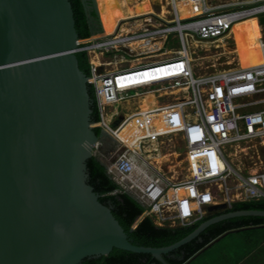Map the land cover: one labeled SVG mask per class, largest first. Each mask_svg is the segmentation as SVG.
<instances>
[{"label":"built area","instance_id":"obj_1","mask_svg":"<svg viewBox=\"0 0 264 264\" xmlns=\"http://www.w3.org/2000/svg\"><path fill=\"white\" fill-rule=\"evenodd\" d=\"M201 1L203 14L194 18L180 20L177 14L175 22L161 20L155 25L151 17L142 28L125 35L93 32L89 38L78 39L74 51L88 56L89 82L99 115L94 127L101 129V136L92 147L93 157L117 184L113 194L131 196L144 208L140 220L150 217L162 228L197 224L213 212L210 206L229 209L236 202L264 200V153L260 152L264 149V38L260 65L239 63L196 74L183 37L188 32L200 42L211 43L252 19L264 26L260 23L264 0ZM175 34L180 48L167 57V42ZM138 40L160 41L162 49L135 51L130 43ZM121 58L129 62L127 67L117 64ZM136 60L140 61L132 65ZM148 91L155 92L161 107L177 109L181 119L178 134L165 136L163 141L151 136L160 145L178 137L182 145L178 152H165L177 156L161 164L148 158L147 144L133 148L124 135L128 126L144 116L127 117L119 103ZM166 97L169 101L163 102ZM109 115H113L110 121ZM188 115L196 121H187ZM144 129L138 124V131ZM240 154L246 160L240 161ZM169 192L174 196L169 198Z\"/></svg>","mask_w":264,"mask_h":264},{"label":"water","instance_id":"obj_2","mask_svg":"<svg viewBox=\"0 0 264 264\" xmlns=\"http://www.w3.org/2000/svg\"><path fill=\"white\" fill-rule=\"evenodd\" d=\"M83 4L100 18L96 0ZM78 39L69 0H0V264H81L114 249L168 264L164 255L215 223L264 217L231 212L171 246L133 245L88 183L87 161L100 137L89 78L74 53Z\"/></svg>","mask_w":264,"mask_h":264},{"label":"trees","instance_id":"obj_3","mask_svg":"<svg viewBox=\"0 0 264 264\" xmlns=\"http://www.w3.org/2000/svg\"><path fill=\"white\" fill-rule=\"evenodd\" d=\"M72 6L75 28L79 39L89 38L94 29L89 22L88 13L85 10L83 0H69ZM188 1V0H187ZM180 5V15L186 13ZM94 15V13H92ZM78 65L84 75L90 78V66L88 56L85 52L76 54ZM95 59L97 57L95 56ZM97 63V61H95ZM92 101L91 122H99L94 90L92 84H87ZM93 131L97 137L101 136V129L94 127ZM88 183L99 196V201L109 207L113 216L124 229L129 240L136 246L163 248L171 246L193 231L203 222L231 212L258 210L264 211V200L258 202H236L229 209H217L201 222L189 227L162 228L154 224L150 217L140 220L144 208L127 194H113L118 189L117 184L107 174L105 167L94 157L87 161ZM140 220V222H139ZM137 224L136 227L134 225ZM259 230V246L264 242V217L248 216L227 219L209 226L196 239L181 248L164 255L168 264H185L192 257L205 249L217 239H222L232 232ZM81 264H161L158 260L148 254H137L133 252L114 249L108 256L100 258H87Z\"/></svg>","mask_w":264,"mask_h":264},{"label":"bare ground","instance_id":"obj_4","mask_svg":"<svg viewBox=\"0 0 264 264\" xmlns=\"http://www.w3.org/2000/svg\"><path fill=\"white\" fill-rule=\"evenodd\" d=\"M96 2H97L100 17L102 21L104 22V27H103L104 36H109L113 34L125 35L131 32H134L135 30H138L139 28H141L144 22L149 21L151 17H154L155 15L160 18H163V19H160V18L158 19L166 23H173L176 20L177 14L179 18L180 16L182 17V19L180 18V20L185 19L183 18L185 14L189 16L190 18L203 14V7H202L201 0H188L190 7L187 10V12L183 13L182 15H180V0H175L174 3L172 0H96ZM149 13H152L154 15L152 16L147 15ZM174 15H175V19H173ZM156 16L155 18H157ZM131 20H134L133 21L134 27H130ZM263 27L264 26H259V30L262 29ZM186 33L188 32H185L183 34V37L186 35ZM260 33H263V32L260 31ZM261 38H264V34L259 35V38L256 39V43L254 46L256 49L255 52H252L251 55L247 56V60H251V62L242 64L241 66L243 67L257 66L263 62V56H262V52L260 48ZM162 45L163 44L160 41L157 42L156 44H151L150 41L146 42V41H139V40L130 43V46L133 48V50L138 51V52H143L145 50H153V51L156 50L155 52H158L162 49ZM185 46H186V43H185ZM186 50H187V46H186ZM166 54L168 55V54H173V53L167 52ZM158 56H164V55H158ZM96 57L98 59L99 56L96 55ZM139 61L140 60H136V61H132L131 63H135ZM120 63L122 64V63H129V62L126 61L125 59H121ZM97 64H99V60H97ZM139 96L141 95L137 94L131 97V99L129 98L119 103L120 107L125 108L127 106L128 110L132 112V115L133 113L138 112L137 113L138 115L144 116L142 119L137 120L134 122V124H131L130 126H128L125 129L124 135L127 134V138L129 137L127 143L129 145L132 144L133 148H140V144L142 143L147 144V146L144 147V150L146 152H153L152 158L150 159L151 153L148 155V158L150 160H153L157 164H161L164 160H169L170 156L175 155V154L173 155L166 154L164 156L158 155V151L153 148V144H151L150 142L152 139L151 136L157 135L158 133V132L157 133L154 132L155 126L153 123H151V120L154 118H160L161 116L159 114L150 115V111L158 110L161 106L159 105V102L155 98L154 99L152 98L149 104V108L144 109L145 108V105L143 102L144 100L143 101L140 100ZM123 102H125L126 105L122 104ZM170 110L171 111L170 113H168V115L175 113L174 116L176 117L172 122H170V124H173L172 132L174 134H178L181 128V121H180L181 119H180L179 111L173 107H171ZM112 116L111 117L108 116L107 119L110 121ZM187 121L194 122L196 121V118L195 116L188 115ZM138 124H143L145 129L142 130L141 132L138 131ZM165 124H168V123H165ZM173 196H174L173 192L168 193L169 198Z\"/></svg>","mask_w":264,"mask_h":264},{"label":"rangeland","instance_id":"obj_5","mask_svg":"<svg viewBox=\"0 0 264 264\" xmlns=\"http://www.w3.org/2000/svg\"><path fill=\"white\" fill-rule=\"evenodd\" d=\"M207 1L209 4H215V3H218L220 1H225V0H207ZM147 15L152 16L154 14L149 13ZM180 18L182 19L181 16ZM183 18H185L184 20L190 19V17L187 16L186 14ZM191 18H194V17H191ZM153 19L155 21L152 20V24L159 25L161 20L158 19V17L155 18V16ZM173 19H175V15ZM100 20H101V17H100ZM100 20L98 21L99 25L102 22V21L100 22ZM133 21L134 20L130 21L131 23L130 27H134ZM99 29H100V26L98 30L95 31V33L101 32L103 34V31H99ZM260 31H262L263 33H260ZM263 34H264V27L259 30L258 21L255 19H252V20L246 21L242 24L235 26L229 32L227 36H225L224 38H220L216 40L215 42H211V43L200 42L197 38H195L190 33H186V35L184 36L185 37L184 40L187 46L189 57L192 58V65H193L195 73L202 74V73L213 72L215 70L229 68L239 63L242 65V64L251 62V60H247V56L251 55L252 52H255L256 49L254 46L256 43V39L259 38V35H263ZM179 48H180V44L178 41V35L175 34L173 36H170L167 42L166 49L168 50V52H171L173 54H168V55L166 54V56L171 57L172 55H175ZM121 59H124V58H121ZM121 59L118 60L117 64H121L120 63ZM134 64L135 63H132V65ZM128 65L129 64L126 63L123 65V67L124 66L127 67ZM113 67L114 66H111L109 69L111 70ZM140 95L141 96H139V99L142 101L144 100L143 101L145 105L144 109L149 108V104L152 98L153 99L155 98L159 102L158 100L159 97L155 94L154 91H148L147 93L146 92L140 93ZM162 101L167 102L169 101V98L168 97L163 98ZM122 104L126 105L125 102H123ZM121 109L126 114V116L132 117V116H135V114L138 115L137 114L138 112H135L132 115V112L128 110L127 106L125 108L121 107ZM170 109L171 108L160 107L158 110L150 111V115L151 114L161 115L160 118H154L151 120V123H153L155 126L154 132L155 133L158 132L157 137H161V139L168 135H176L172 132L173 124H170V122H172L176 117L174 116L175 113L168 115V113H170L171 111ZM109 116L111 117L112 115H109ZM165 123H168V124H165ZM150 142L151 144H153V148L158 151V155L160 156H164L163 154H165V152L167 153V151L169 150L175 153L178 147L182 148L181 143L178 141V137L177 139L175 138L172 142L168 143L167 145H166L167 142H165V145H160L159 141L157 140H152ZM260 152L264 153V149H262ZM151 158H152V152L150 154V159ZM240 158H241L240 161H243L244 158L242 154H240ZM211 214L212 212H208V216H210ZM136 224L134 225V227L136 226Z\"/></svg>","mask_w":264,"mask_h":264},{"label":"crops","instance_id":"obj_6","mask_svg":"<svg viewBox=\"0 0 264 264\" xmlns=\"http://www.w3.org/2000/svg\"><path fill=\"white\" fill-rule=\"evenodd\" d=\"M185 264H264V242L259 246V230L232 232Z\"/></svg>","mask_w":264,"mask_h":264},{"label":"flooded vegetation","instance_id":"obj_7","mask_svg":"<svg viewBox=\"0 0 264 264\" xmlns=\"http://www.w3.org/2000/svg\"><path fill=\"white\" fill-rule=\"evenodd\" d=\"M180 5H182V7L185 9V10H188L190 5H189V2L187 0H180ZM93 12L90 11L89 13V22L91 24V26L94 28V29H98V27L100 26L99 25V19H97L95 17V15L92 14ZM156 16V15H155ZM158 17V16H157ZM160 18V17H158ZM160 19H163V18H160ZM102 21V19H101ZM102 27H104V22L102 21Z\"/></svg>","mask_w":264,"mask_h":264}]
</instances>
